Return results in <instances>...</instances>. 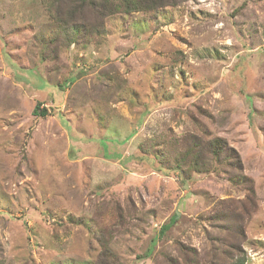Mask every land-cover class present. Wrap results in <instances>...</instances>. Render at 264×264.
I'll list each match as a JSON object with an SVG mask.
<instances>
[{
  "label": "rangeland",
  "instance_id": "obj_1",
  "mask_svg": "<svg viewBox=\"0 0 264 264\" xmlns=\"http://www.w3.org/2000/svg\"><path fill=\"white\" fill-rule=\"evenodd\" d=\"M127 1L67 46L65 0H0V264H264V0ZM194 136L241 168L183 174Z\"/></svg>",
  "mask_w": 264,
  "mask_h": 264
},
{
  "label": "trees",
  "instance_id": "obj_2",
  "mask_svg": "<svg viewBox=\"0 0 264 264\" xmlns=\"http://www.w3.org/2000/svg\"><path fill=\"white\" fill-rule=\"evenodd\" d=\"M59 1L55 0L56 3ZM182 1L141 0L140 3H135V1L130 0L126 3H121V5H126L124 6L125 10L139 7L156 9L165 5L178 4ZM106 3L107 0H65V21L59 20L60 9L55 11V18L63 24L60 33H63L62 35L65 37L67 46L84 43L90 40L92 36H98L103 33V19L107 15ZM57 6L59 8L60 5ZM87 16H89V19H87ZM33 112L34 114L45 115L46 109H38L36 105ZM188 140L183 154L180 160H178V166L183 174L189 176L192 172H212L216 169V166L222 165L231 169L236 168L237 170L241 168L239 157L233 149L228 148L226 142L221 137L215 136L207 139L203 142L204 145H200L202 140L195 136ZM239 178V175H235V181H238ZM246 187L250 192H253L251 184H246ZM175 217L176 214L172 216L173 221ZM164 227L161 228V232H163ZM98 238L101 245L98 264H118L117 257H114L103 236L100 234ZM245 261V257L241 256L230 264H244Z\"/></svg>",
  "mask_w": 264,
  "mask_h": 264
}]
</instances>
